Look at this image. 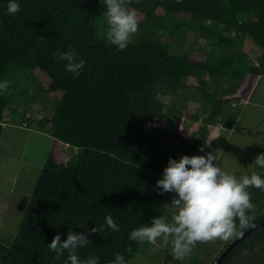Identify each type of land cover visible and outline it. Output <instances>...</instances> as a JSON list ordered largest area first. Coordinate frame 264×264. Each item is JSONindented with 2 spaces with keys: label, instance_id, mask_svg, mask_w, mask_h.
Listing matches in <instances>:
<instances>
[{
  "label": "trees",
  "instance_id": "1",
  "mask_svg": "<svg viewBox=\"0 0 264 264\" xmlns=\"http://www.w3.org/2000/svg\"><path fill=\"white\" fill-rule=\"evenodd\" d=\"M8 3L0 0V82L11 81L8 91L0 92V139L4 117L18 114L9 104L20 83L30 84L28 72L39 81L31 94L34 102L56 99L51 102L52 116L41 118L36 126L30 123V128L52 137V143L15 233L9 242L0 238V264H70L67 251L54 261L56 253L47 245L57 234L63 241L69 230L87 233L94 227L100 231L89 236L91 243L79 248L78 256H98V264H110L120 253L125 264H131L149 244L129 240L130 233L150 226L154 217L171 218L160 209L169 193L161 194L156 185L169 157L178 161L189 156L201 146L205 133L201 126L192 141L173 133L183 149L180 155L160 147L148 129L178 124L183 114L162 111L156 84L165 83L173 91L192 87L197 70L215 80L228 78L234 88L231 95L205 96L212 105L206 121L218 117L229 101L245 98L264 75V0H132L128 5L136 10L139 25L168 31L175 38L183 28L187 37L204 36L209 44L206 55L193 46L174 53L168 43L143 35L132 37L120 51L106 40L102 0H17L21 10L15 15L7 13ZM246 37L262 50L256 65L242 50ZM73 48L85 61L75 79L65 70L67 62L54 57ZM189 117L196 119L195 114ZM64 145L77 149L72 165H64ZM257 173L264 179V169ZM248 191L256 205L249 213L254 216L251 227L264 219V191ZM109 214L119 226L116 232L104 222ZM242 250L264 255V226L241 240L221 264H232ZM177 264L206 263L194 257Z\"/></svg>",
  "mask_w": 264,
  "mask_h": 264
},
{
  "label": "rangeland",
  "instance_id": "2",
  "mask_svg": "<svg viewBox=\"0 0 264 264\" xmlns=\"http://www.w3.org/2000/svg\"><path fill=\"white\" fill-rule=\"evenodd\" d=\"M175 22L180 24L182 19L178 18ZM104 30L107 31V24ZM138 35L166 42L174 53L192 46L195 49L201 48L204 55L209 51V44L207 40H203L204 36L187 37L184 28L181 36L175 38L168 31L139 25V31L134 36ZM242 50L252 65L259 62L262 50L251 38H245ZM31 75V72L27 73L30 84L25 80L20 83L16 96L9 104L12 108L17 107L18 114L4 117L5 124L0 139V238L5 242L10 241L28 207L52 143V137L29 126L30 123L36 126L41 118L52 116L54 109L51 102L56 97L34 102L31 94L39 86V81L32 79ZM194 77L197 80H194L192 87L179 88L176 91L165 83L156 84L157 100L163 104L162 111L170 116L181 112L183 116L178 124L165 123L161 129L152 127L148 132L155 135L160 147L180 155L183 152L180 140H176L172 134L176 132L192 141L199 135L200 127L204 126L203 142L189 153V157L213 153L216 157L214 163L235 175L237 179L260 171L261 168L254 165L253 161L257 155L264 154V75L258 78L251 92L245 94V98L224 104L220 115L210 121L206 120L212 105L205 96L212 94L216 99H222L231 95L234 88L225 77L215 80L199 70L194 73ZM25 114L26 119L23 117ZM194 114L196 119H190L189 115ZM62 148L64 165H72L77 157V149L69 145ZM174 195L176 194L169 193L162 199V212L173 214L174 210L164 208V205L170 204ZM260 211L264 213V203ZM232 240L198 242L191 255L182 261L190 262L197 257L206 264H215L217 253ZM177 261L172 256L171 246L157 248L149 244L148 250L137 255L131 264H177ZM232 264H264V255L258 254L257 250L254 253L242 250Z\"/></svg>",
  "mask_w": 264,
  "mask_h": 264
},
{
  "label": "clouds",
  "instance_id": "3",
  "mask_svg": "<svg viewBox=\"0 0 264 264\" xmlns=\"http://www.w3.org/2000/svg\"><path fill=\"white\" fill-rule=\"evenodd\" d=\"M102 2L106 6V40L109 45H115L120 51H124L139 31L137 12L128 7L132 0ZM20 10L17 0H9L8 14L15 15ZM54 57L67 62L65 70L74 79L85 68V61L74 48L67 52L58 51L54 53ZM10 84L11 81L8 80L0 82V92H7ZM214 161L216 157L213 153L206 156L183 155L178 161L169 157L168 166L164 168L163 176L156 181V185L161 194H176L171 198L170 204L164 205V208L173 209V214L170 219L165 215L154 217L150 226L134 229L129 240L140 245L148 243L157 248L171 246L173 258L184 260L191 255L198 242L208 243L217 239L229 241L242 235L243 230L249 228L254 219L249 213H254L256 208L248 189L254 187L264 191V179L257 172L237 179ZM253 164L264 169V154L257 155ZM104 222L113 232L119 230L111 214L105 217ZM98 231L100 229L96 227L87 233L69 230L65 240L61 241L57 234L47 247L56 253L54 261L67 251L70 264H98V256L82 260L77 254L79 248L91 243L89 236ZM110 264H125V258L116 253Z\"/></svg>",
  "mask_w": 264,
  "mask_h": 264
},
{
  "label": "water",
  "instance_id": "4",
  "mask_svg": "<svg viewBox=\"0 0 264 264\" xmlns=\"http://www.w3.org/2000/svg\"><path fill=\"white\" fill-rule=\"evenodd\" d=\"M264 226V219L261 220L260 222H258L257 224L249 227L248 229H246L242 235H240L239 237L233 239L230 244L223 249V251L221 252V254L218 256L217 261L215 262V264H221L223 259L228 255V253L235 247L238 245V243L243 240L246 236H248L252 231L260 228Z\"/></svg>",
  "mask_w": 264,
  "mask_h": 264
}]
</instances>
